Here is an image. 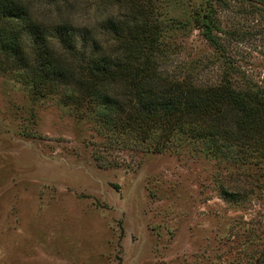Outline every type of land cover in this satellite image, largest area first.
Instances as JSON below:
<instances>
[{
  "label": "rangeland",
  "instance_id": "374dc122",
  "mask_svg": "<svg viewBox=\"0 0 264 264\" xmlns=\"http://www.w3.org/2000/svg\"><path fill=\"white\" fill-rule=\"evenodd\" d=\"M225 1L212 5L226 55L194 21L209 1L167 2L171 64L207 81L227 66L237 81L264 80V9ZM32 3L41 18L93 19L85 3ZM93 110L0 67V264H264L263 158L238 159L234 146L222 156L184 132L160 150Z\"/></svg>",
  "mask_w": 264,
  "mask_h": 264
},
{
  "label": "trees",
  "instance_id": "16d2710c",
  "mask_svg": "<svg viewBox=\"0 0 264 264\" xmlns=\"http://www.w3.org/2000/svg\"><path fill=\"white\" fill-rule=\"evenodd\" d=\"M60 1L87 4L92 21L41 18L32 0H0V67L21 68L38 93L87 101L102 126L126 140H152L161 150L170 135L184 132L207 140L222 156L234 146L238 159H264V80L241 75L237 81L235 68L227 66L207 81L172 65L173 45L165 37L169 0ZM207 1L194 21L222 54L223 28ZM251 1L261 13L264 0Z\"/></svg>",
  "mask_w": 264,
  "mask_h": 264
}]
</instances>
